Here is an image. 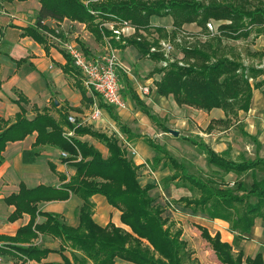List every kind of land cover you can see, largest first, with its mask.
Here are the masks:
<instances>
[{"label":"trees","instance_id":"trees-1","mask_svg":"<svg viewBox=\"0 0 264 264\" xmlns=\"http://www.w3.org/2000/svg\"><path fill=\"white\" fill-rule=\"evenodd\" d=\"M5 1L11 3L27 0ZM39 4L35 24L23 30V37H31L38 44L44 45L42 30L53 33L43 25V21L48 18L58 22L67 19L84 24L96 42H106L112 49L133 46L143 58L156 65L165 61L166 66H156L147 78L162 74L160 80L154 82L157 95L165 98L171 96L179 107L187 106L207 113L219 109L230 120L237 118L238 112L249 110L253 90L261 89L264 95V69L244 65L240 54L224 44L225 40L248 39L252 36L253 42L264 36V0H39ZM167 16L173 21L171 32L150 23L152 17ZM209 21L217 23L216 34H211L207 29L206 23ZM105 22L115 23L117 26L110 30L104 26ZM124 23L135 29L132 36L124 37L121 33H114ZM191 23L201 28L205 40L199 41L198 35L190 34L192 42L183 38L178 42L179 37L184 34L183 25ZM140 31L149 37L156 33L158 38H144ZM159 40L169 41L179 50L181 57L170 62L159 50ZM80 46L87 55V49L82 44ZM246 55L253 58L264 57V53L260 52H249ZM65 57L63 73L74 80L73 85L79 90L82 101L91 102V98L86 96L87 90L79 80V72L66 54ZM260 77L263 78L258 81ZM128 91L134 106L162 132L167 133L169 130L145 102L131 89ZM14 103L20 106L28 101L22 96ZM99 107L106 110L128 139L141 137L131 133L121 123L112 107L102 102ZM35 110L37 113L33 120L26 119L22 107L12 124L0 120V165L3 161L2 152L8 143L22 141L35 132V142L30 151L23 153V162L34 163L39 157L35 149L47 146L67 153V158L62 159L75 169V174L58 189L43 185L27 189L20 184L17 194L5 198L4 202L15 208L8 217L9 222L17 220L23 214L29 215L30 221L19 228L14 237L0 235V254L7 246L27 260H35L40 264L48 250H39L32 245H16L31 243L40 233L61 240L64 245L80 252L84 261L89 260L93 264H114L116 258L125 264H199L196 259L191 258L193 253L181 239L182 230L173 232L172 221L162 216L167 209H172L174 203L194 213L200 212L213 220L229 224L230 232L234 234L232 245L222 242L218 233L211 236L206 228L194 226L220 264H264L260 251L248 258H244L242 251L233 252V246L237 247L245 240L243 235L249 233L255 219L264 221V158L256 156L254 159L234 161L227 158V152L218 154L201 141L184 138L199 148L208 165L222 170L224 174H233L237 178L250 174L249 186L235 181L231 188L229 184L217 182L214 178L202 179L189 174L162 146L145 138L144 142L156 153L152 159V170L160 164L162 169L170 170V174L161 180L163 186L167 188L176 183L178 187L193 193L192 196H182L162 206L156 204L150 195L158 184L140 186L138 177L142 166H136L128 159L126 149L115 136L71 124L67 118V109L59 114L58 119L53 118L45 109L41 112L37 108ZM212 129L213 124L210 123L206 130ZM65 130L73 131V136L65 137ZM242 134L256 141L255 137L246 132ZM84 135L101 142L106 147L108 156L103 158L96 148L75 137ZM48 165L57 175L55 166L51 163ZM58 177L61 181L66 180L62 174H58ZM70 192L83 202L77 228L67 226L57 214L38 211L39 203L65 201ZM97 194L104 196L107 203L120 212V221L129 231L112 223L100 227L93 221L94 205L91 197ZM37 215L46 220L35 224ZM62 260L60 264H76L65 257Z\"/></svg>","mask_w":264,"mask_h":264},{"label":"crops","instance_id":"crops-1","mask_svg":"<svg viewBox=\"0 0 264 264\" xmlns=\"http://www.w3.org/2000/svg\"><path fill=\"white\" fill-rule=\"evenodd\" d=\"M16 2L0 3V120H5L12 124L15 120V115L20 112V107L25 110V117L28 120L35 118L36 108L39 112L44 109L47 110L55 119H58L59 114L67 109V116L74 115L77 119L86 120L84 117L92 110L91 104L97 98L84 87L82 78L78 74L81 84L87 90V98L92 100L91 102H83L79 90L73 85L74 80L63 73L62 66L66 63V57L62 44L74 43L80 48V44H82L87 49V55L90 56L93 55L92 49L102 48L106 50V42H96L94 37L85 29L84 24L71 22L67 19L58 22L48 18L43 21V25L52 30L53 33H47L42 30L45 44H38L31 37H23L22 33L25 28L34 26L36 15L40 9L39 0H27L17 5ZM6 10L9 11V14L5 13ZM150 23L155 27L165 28L167 32L173 30V21L169 16L163 18L152 17ZM122 30L129 33L133 32L131 27H125ZM182 30L185 34L199 36L201 28L195 23H191L184 24ZM251 48V52L264 53V36L258 37ZM175 50L176 52L178 51L174 48ZM114 52L119 58L124 88L134 91L151 109L152 113L154 112L153 114L157 116V110L161 111V105L164 102H170L174 105V110L177 109L183 113L180 116V118H183L181 121L186 120L188 122L192 119L198 126L205 125L206 128L211 123L213 124L211 131L218 128L226 129L224 127L226 125L229 126L228 128L240 126L243 132L257 139L261 145L260 157L264 158V95L261 93V89L253 90L250 107L247 112L240 111L237 118L227 120L223 111L219 109L207 113L187 106L179 107L171 96L165 98L157 95L154 82L159 81L161 76L158 74L153 75L151 78H147L148 75L138 76V74L145 73L146 70L152 71L156 63L143 58L133 46L115 49ZM178 56L179 54L175 57H170L171 61L179 58ZM251 58L253 57L247 56V59ZM255 59L257 60L256 63L252 61L249 62V65L254 64L256 67L264 69V57ZM140 77H145L142 82H139ZM261 79L262 77L258 81ZM22 96L27 99L28 103H21L20 106L15 104L14 101ZM124 99L128 106L132 104L130 96L126 95ZM75 109L77 110L75 111ZM127 110L118 112L120 121L131 133L140 135L139 139H128L126 135L122 134L105 109H100L101 115L99 119H101V123L98 122L97 124L101 128L108 127L111 129V133L116 132V135L113 136L117 140V134H119L129 141L136 154L131 161L136 166H142L140 169L142 170L145 163L152 161L155 156V152L144 142V139L147 138L145 135H149L150 132L156 134L154 129L157 130L159 128L138 108L133 109V114L130 117H127L129 114ZM82 125L84 126V124ZM89 128L94 130L90 126ZM160 132L164 134L161 130ZM36 136L37 134L34 132L22 141L8 143L2 152L3 161L0 165V235L14 237L17 230L26 226L30 221V216L27 214H23L13 222L8 221V217L14 212L15 208L7 205L4 200L12 194H17L20 184H23L27 189H33L40 185L58 189L75 174V169L65 163L60 157L62 151L47 146H40L35 149L39 153V157L34 163H24L22 155L32 149ZM75 137L77 140L86 142L96 148L103 158L107 157V149L101 142L89 135ZM240 140H243V138ZM247 146H250L248 140H246ZM225 147V140L222 139V141L213 145L212 150L216 153H221L225 151ZM48 163L55 166L57 175L51 171ZM58 174L64 175L66 180L61 181ZM153 174V177H138L140 186L155 184L156 180L160 181L167 177L169 171L160 170ZM230 175L233 174H227V176ZM69 194V198L65 201L39 203L38 211L45 214H57L66 222L67 226L77 228L80 223L78 214L83 202L71 192ZM91 202L94 205L92 219L98 226L105 227L112 223L116 227L125 230L128 228L121 223L120 212L111 207L104 196L94 195L91 197ZM196 215V225L206 228L211 236L218 233L222 242L229 245L233 244L234 234L230 232L228 223L218 219L213 220L202 213L197 212ZM166 218L171 217L167 216ZM45 220V217L37 215L35 224H41ZM183 237L182 233L181 239L186 242L187 240L183 239ZM243 237L245 240L240 242L237 247L233 246V252L242 251L244 258H248L260 251L264 263V221L259 218L255 219L253 227ZM16 245L20 247L32 245L39 250H48L49 252L41 259L40 264H60L63 262V257L71 262L75 261L76 264H93L89 260L84 261L80 252L72 250L67 244L64 245L61 240L45 234L38 233L31 243ZM186 245L192 249V253L194 252L192 259H196L200 264H207V260L203 259L200 253H196L193 250L194 248L190 242H186ZM206 246L208 249L206 252H210L212 257L219 263L207 243ZM61 248H63L62 251ZM0 257L2 258L1 264H37V261L27 260L16 250L7 246L4 247ZM210 263H213L212 260ZM114 264H125V262L116 258Z\"/></svg>","mask_w":264,"mask_h":264},{"label":"rangeland","instance_id":"rangeland-1","mask_svg":"<svg viewBox=\"0 0 264 264\" xmlns=\"http://www.w3.org/2000/svg\"><path fill=\"white\" fill-rule=\"evenodd\" d=\"M0 3L5 4L6 2H5V0H0ZM17 4H20V2H16V5ZM5 13L9 14V11L6 10ZM215 25H216L215 27H217V23ZM104 26L107 29L111 30L113 27H115L117 25L115 23L105 22ZM122 29H123L122 27H120V28L118 27L117 31H120V33L122 32L121 34L124 37H130L135 33V29L132 27H131V30H133V32H131V33L127 32V31L124 32ZM199 33H200V35L198 36L199 39H197V40L203 42L205 40V36L203 35V33L201 31ZM140 34L144 38H154V39L158 38L156 33H153L150 37L146 36L145 32H143V31H140ZM191 37L192 36H190V34L184 33L181 37H179L178 42H180L181 38H183L184 40H187L188 42L189 41L192 42L193 38H191ZM251 40H252V36L249 37L248 39L225 40L224 44L229 46V48H232L236 53L240 54L241 59L243 60L242 62L244 63V65H247V64L249 65V62L254 61V63H256V61H257L255 58L247 59L246 54L251 52L250 51V50H252L251 46L255 42V40L253 42ZM162 43H170V42L165 41V40H159V44H160L159 50L163 53V56L165 58L169 59L170 62H171L170 57H175L178 54H179L178 57H181L179 50L177 52H176V50L175 51L173 50L174 52H172L173 53L172 55L166 54L163 50ZM91 52H93L92 53L93 55H90L91 58H94L96 56H103V55L107 54V52L102 48H99L97 50L92 49ZM117 58H118V56H117ZM118 60H119V58H118ZM166 64L167 63L164 61V62H162L156 66L162 67V66H166ZM250 65H254V64H250ZM120 72H121V70L119 69V79H120L121 86H122V89H121L122 90V97H123V100L126 104V100L124 98L126 97V95L130 96V93L128 92V90L126 88H124V82L122 80V75ZM148 72L151 73L152 71L146 70L145 73L138 74V76H140V75L146 76L149 74ZM160 76H162V74H160ZM144 78L145 77H140L139 82H142V80H144ZM95 100L98 104L100 103L99 98H97ZM132 108L137 109L134 106L133 102L130 106H128L126 104V107L124 109H121V110L128 109L127 111L129 112V114L127 115V117H130L131 114H133ZM174 108L175 107L172 103L164 102L161 105V111H159V109L157 110L158 111L157 116H158L159 120L161 121V124H163V126H165L169 131L173 130V131L178 132V136H174L169 131L167 133L164 132V134H162L159 129H157V130L154 129L156 134H153V132L152 133L150 132L149 135H145V137L153 140L155 143L162 146L172 157H174L179 163H181L185 167V170L189 174H193V175H195L199 178H202V179L214 178L215 180H217V182L222 181L226 184H229V187H231V188L234 187L233 183L235 181H241V182H243V184L245 186H249L251 183L250 174L244 175V176L239 177V178H237L235 175L227 176V174H224L222 170H219L218 168H216L212 165H208L206 163L205 156L202 154V152L199 150V148L195 147L189 141H186L184 138L191 139V140H194L197 142L201 141L203 144L207 145L211 149L213 148V145L215 143H218V142L222 141V139H224L226 147H225V151H223V152H227L228 153L227 158L232 159L234 161H238L242 158L254 159L256 156L260 157L261 145L259 144L257 139L254 142L250 138L244 136L242 134L243 130H241L242 128L240 126L228 128L229 126L226 125V126H224L226 129L218 128L216 130L209 132L206 130L205 125L198 126L195 123V121H193L192 119H190L188 122L186 120L181 121V119H183V118H180V116L183 113L181 111H178L177 109L174 110ZM121 110L113 108V111L115 112L116 115H118V112ZM91 111L89 112V114H87V116L84 117L86 120H83L82 118H79V119H77L76 117L75 118L79 122L84 124L85 127L90 126V127L94 128L95 131H101L102 133L104 132V134L106 133V135H110V136H111V134L116 135V132L111 133V129H109L108 127L101 128L98 126L97 123L98 122L101 123V121H100L101 119L91 121V119H90ZM128 112H126V113H128ZM159 113H160V115H159ZM162 116H164V117H162ZM118 117L120 118V115H118ZM90 121H91V123L89 124ZM82 124H80V125L83 126ZM65 132H69V130H65ZM117 136H118L119 144H121V146L126 149L128 159L132 160V158L136 155L134 150H133V147L131 146L129 141L124 136H121L119 134H117ZM242 138H243V140H240ZM246 140H248V142L250 143V146L246 147ZM223 152H221V153H223ZM221 153H218V154H221ZM155 155H156V153H155ZM60 157H61V154H60ZM151 164H152V161H147L145 163L144 168L139 171V177L140 178H147L148 176L153 177L154 176L153 173H155L156 171H160V170H163L165 172H167V170H168L169 174H170V170L168 168L162 169L161 164L155 170H152ZM258 177H259V175H258ZM161 180L155 181V184H158V187L150 192V195L155 199L156 204H160V205L164 206L169 202H174L175 200H177L178 198H180L182 196H192L193 195V193L189 192L185 188L178 187L176 185V183H172L167 188H165L163 186ZM198 213H200V212H198ZM162 216L165 218L167 216L171 217V218H169L173 224L172 225L173 227H171V230L174 232L175 230L181 229L182 233L184 235L183 239L185 238L187 240L186 242H190L191 246L194 248L193 250L196 253H200L202 255L203 259L207 260V264H220V263H217V261L212 257L210 252L209 253L206 252V251H208L207 246H206V242L201 238L199 231L194 227V225L197 224V223H195L196 216H197L196 213L192 212L189 209H185L180 205L173 203L172 209H167L163 213ZM127 231H129V230H127ZM188 249L190 251L192 250L190 248H188ZM191 258H192V256H191ZM210 259L212 260L213 263H210L211 262Z\"/></svg>","mask_w":264,"mask_h":264},{"label":"built area","instance_id":"built-area-1","mask_svg":"<svg viewBox=\"0 0 264 264\" xmlns=\"http://www.w3.org/2000/svg\"><path fill=\"white\" fill-rule=\"evenodd\" d=\"M213 21L206 23L207 29L212 33L216 34V27ZM129 27L126 23L122 28ZM115 34H119L120 31H114ZM107 54L103 56H96L91 58L86 55L82 48L74 43H64L62 48L64 53L70 58L72 65L79 72L84 87L92 92L100 101L112 108L121 110L126 107V104L122 97V86L119 79L120 63L114 52L107 43ZM163 50L166 54H171L174 47L170 43H162ZM154 49H151L153 51ZM142 91H144L142 89ZM92 111L90 115L91 121L98 120L101 112L99 104L94 99L92 104ZM68 121L73 125L82 124L79 122L74 115H68ZM64 136L70 138L73 136V132H65ZM68 154L61 152L62 158H67ZM2 258L0 257V264Z\"/></svg>","mask_w":264,"mask_h":264},{"label":"water","instance_id":"water-1","mask_svg":"<svg viewBox=\"0 0 264 264\" xmlns=\"http://www.w3.org/2000/svg\"><path fill=\"white\" fill-rule=\"evenodd\" d=\"M169 132H170L171 134H173L174 136H178V132H176V131L170 130Z\"/></svg>","mask_w":264,"mask_h":264}]
</instances>
